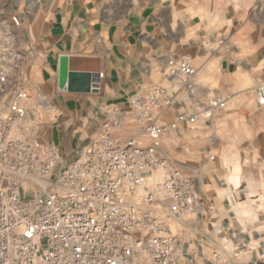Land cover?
<instances>
[{"label": "crops", "instance_id": "crops-1", "mask_svg": "<svg viewBox=\"0 0 264 264\" xmlns=\"http://www.w3.org/2000/svg\"><path fill=\"white\" fill-rule=\"evenodd\" d=\"M14 15L26 56L29 128L16 133L55 147L63 164L105 128L123 144L158 142L157 155L190 178L196 215L171 222L181 264H264V0H0ZM188 57L192 76H169V59ZM103 77L95 84L90 75ZM160 87L166 103L143 119L130 105ZM212 108L211 116L200 113ZM116 108L118 126L108 117ZM179 114L197 115L160 134ZM35 128H34V127ZM162 179L157 173L149 184Z\"/></svg>", "mask_w": 264, "mask_h": 264}, {"label": "built area", "instance_id": "built-area-1", "mask_svg": "<svg viewBox=\"0 0 264 264\" xmlns=\"http://www.w3.org/2000/svg\"><path fill=\"white\" fill-rule=\"evenodd\" d=\"M4 8L1 3L0 13ZM19 26L14 15L0 19V264H181L182 245L171 222L196 215L200 200L190 178L157 155L158 142L148 148L134 139L121 144L105 128L63 164L57 148L16 137L30 121L26 56L14 33ZM167 66L177 80L194 73L188 57L169 59ZM256 97L263 106L264 83ZM166 101L157 87L146 101L134 95L130 105L151 122L154 106ZM215 106L200 115L209 118ZM108 120L118 126L115 107ZM196 120L179 114L168 125L149 123L145 131L160 134ZM157 173L162 179L149 184ZM214 258L227 264L219 254Z\"/></svg>", "mask_w": 264, "mask_h": 264}, {"label": "water", "instance_id": "water-1", "mask_svg": "<svg viewBox=\"0 0 264 264\" xmlns=\"http://www.w3.org/2000/svg\"><path fill=\"white\" fill-rule=\"evenodd\" d=\"M90 80L92 84H95L98 82V71L97 70L92 71V74L90 75Z\"/></svg>", "mask_w": 264, "mask_h": 264}, {"label": "rangeland", "instance_id": "rangeland-1", "mask_svg": "<svg viewBox=\"0 0 264 264\" xmlns=\"http://www.w3.org/2000/svg\"><path fill=\"white\" fill-rule=\"evenodd\" d=\"M24 189H25V194H30L33 190H32V185L31 184H28L26 183L24 185Z\"/></svg>", "mask_w": 264, "mask_h": 264}]
</instances>
